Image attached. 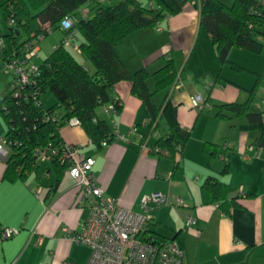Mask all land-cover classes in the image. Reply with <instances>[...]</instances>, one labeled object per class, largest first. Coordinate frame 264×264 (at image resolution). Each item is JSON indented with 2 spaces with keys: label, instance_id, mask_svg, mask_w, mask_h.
I'll list each match as a JSON object with an SVG mask.
<instances>
[{
  "label": "crops",
  "instance_id": "crops-1",
  "mask_svg": "<svg viewBox=\"0 0 264 264\" xmlns=\"http://www.w3.org/2000/svg\"><path fill=\"white\" fill-rule=\"evenodd\" d=\"M179 1L182 7L176 14L162 18L154 26L132 31L118 40L117 49L128 68L145 67L150 73L164 63L163 53H172L178 75L167 96L175 105L178 123L190 130L182 151L175 157L150 151L167 125L160 121L154 131L149 125L148 110L132 94L129 80H120L113 87L122 101L118 113L104 107L98 110L116 134L112 141L98 146L80 125L67 123L60 128V137L80 145L81 152L94 159L92 172L97 184L105 195L118 198L123 207L144 212L140 204L144 195L160 192L168 197L170 202L166 204L147 202L149 230L175 240L182 250L181 264H264V147L253 145L255 129H240L233 114L226 119L215 114V104L242 102L239 100L247 97L242 96L253 86L255 73H260L261 81V72L245 64L258 56L242 48H232L228 53L229 60L252 73L248 77L227 63L221 65L215 46L198 29L195 3L193 8L190 1ZM24 2L28 6V1ZM89 9L80 8L76 17L89 15ZM81 40L77 31L71 43L66 44L76 58L82 55L78 48ZM40 44L35 47L39 60L44 57L40 55ZM31 58L32 63L39 62ZM80 62L90 66L85 57ZM12 76L2 70L0 46V95L9 91ZM147 83L152 88V77ZM41 94L39 100L45 106ZM197 94L202 98L201 108L192 104ZM161 98L162 92L155 95L158 103ZM2 119L5 125L0 127V137L6 131ZM208 142L219 144L215 153L204 151ZM4 167L0 156V226L18 231L0 239V264H86L90 248L72 240L63 230L67 227L75 232L87 214L86 206L78 200L80 188L72 176L65 170L58 176L53 163L42 160L24 178L9 181L2 179ZM207 175L226 184L230 202L227 211L217 203L202 202L200 186ZM54 187L53 195L47 197V190ZM235 197L236 202L230 201ZM177 198L180 203L175 201Z\"/></svg>",
  "mask_w": 264,
  "mask_h": 264
},
{
  "label": "trees",
  "instance_id": "trees-1",
  "mask_svg": "<svg viewBox=\"0 0 264 264\" xmlns=\"http://www.w3.org/2000/svg\"><path fill=\"white\" fill-rule=\"evenodd\" d=\"M86 2L91 3L89 11L92 14L76 17ZM195 5L199 14L198 29L205 32L210 43L215 46L221 65L227 63L238 71L246 69L228 59L232 48L246 49L253 54L264 51L262 0H197ZM28 6L24 0H0V12L8 27L0 29L3 64L9 60H21L26 51L54 29H61L62 37L49 53L40 58L36 68L29 72L27 83L22 87L17 86V75L13 71L9 91L0 95V115L6 122L3 136L9 150L4 159L2 179L13 181L36 170L42 161L34 153L36 148L49 155L44 161H51L60 176L68 164L59 159V146L64 142L59 131L72 117L80 121L79 125L96 145L101 146L103 140L112 141L116 134L98 110L101 107L106 109L108 104H113L114 113L121 110L122 101L113 92L114 85L120 80L130 81L131 92L146 106L149 125L154 131L160 121L167 125L166 132L158 135L149 147L150 151L169 157H175L182 151L190 130L178 123L175 105L167 96L178 75L172 53H163L164 63L150 73L145 67L135 70L128 68L117 49L118 40L132 31L154 26L162 18L176 14L182 7L181 1L28 0ZM66 15L72 16L73 24L63 28L61 20ZM10 18L13 23L8 22ZM72 29L82 36L78 48L90 66L82 64L63 39ZM255 76L244 101L215 104V114L221 119L233 114L238 119L240 129H255L253 145L264 147V110L251 108L260 73H255ZM149 77L153 80L152 88L147 83ZM46 90L55 98V102L48 107L39 100L40 94ZM159 92H162V98L158 103L155 95ZM34 96L38 99L34 100ZM59 108L60 113L57 111ZM218 145L208 142L203 148L213 154ZM222 156L226 159L225 155ZM226 170L227 163L222 171ZM54 189L47 190V197L53 195ZM200 192L202 202L217 203L227 211L230 202L226 198V184L218 177L207 175L201 183ZM236 198L230 201L236 202ZM150 232L156 240L167 239L156 231Z\"/></svg>",
  "mask_w": 264,
  "mask_h": 264
},
{
  "label": "built area",
  "instance_id": "built-area-1",
  "mask_svg": "<svg viewBox=\"0 0 264 264\" xmlns=\"http://www.w3.org/2000/svg\"><path fill=\"white\" fill-rule=\"evenodd\" d=\"M8 22L13 23V19L10 18ZM72 24L73 18L70 15L64 16L61 20L63 28L70 27ZM75 33L76 31L72 29L64 35L66 44L71 43ZM33 47L26 51L21 60H9L4 64L6 68L13 69L17 75V86L22 87L27 83L29 72L36 68V64L30 61V58L36 54ZM33 98L38 99L36 96ZM192 104L198 108L202 107L200 95L192 97ZM106 110L115 112L113 104H108ZM67 124L79 125L80 121L72 117L67 120ZM101 144L104 145L107 142L103 140ZM59 147V159L68 164L64 170L79 186L78 200L82 201L87 208V214L79 221L78 230L71 232L67 227L63 230L72 240L86 244L90 248L86 264H181L182 250L175 240H156L149 231L151 216L147 211V202L169 203L170 200L165 194L152 192L144 195L140 202L144 212L125 208L119 203L118 198L105 195L103 189L97 184L92 172L94 159L84 155L80 145L64 141ZM8 153L6 139L1 136L0 156L5 159ZM34 153L40 160L49 158L44 150L36 148ZM37 191L39 188H36ZM175 201L181 202L178 198ZM189 221L192 222V220ZM17 231L13 227L0 226V239L8 238ZM38 241H41V236L38 237Z\"/></svg>",
  "mask_w": 264,
  "mask_h": 264
},
{
  "label": "rangeland",
  "instance_id": "rangeland-1",
  "mask_svg": "<svg viewBox=\"0 0 264 264\" xmlns=\"http://www.w3.org/2000/svg\"><path fill=\"white\" fill-rule=\"evenodd\" d=\"M28 1V0H27ZM188 1H190V4L192 5V7L194 8L195 6H194V3L196 4V2H197V0H195L194 2L192 1V0H188ZM228 1V0H227ZM89 7H91V3L90 2H86V3H84L82 6H81V9H83V8H89ZM81 13V12H80ZM92 14V11L90 10V15ZM0 27L2 28V29H7L8 27H7V24H6V22L4 21V19H3V16H2V14H1V12H0ZM75 30V29H74ZM76 31V30H75ZM61 35H62V31H61V29H54V30H52L48 35H46L45 36V38L43 39V40H41V41H39V42H41V44H40V46H41V50H40V55L41 56H45L46 55V51H48V53L53 49V46L59 41V38L61 37ZM66 35V34H65ZM73 35V34H72ZM38 42V43H39ZM0 46H1V44H0ZM67 46H70V45H67ZM35 47H36V45H34V47H33V49H35ZM72 48V47H71ZM73 49V48H72ZM76 55V54H75ZM185 56H186V54H184ZM255 56H258L257 57V59H255V60H250V61H248L247 63L245 62V64L247 65V66H250V67H253L254 69H258V71L259 72H261V81H260V84L258 85V87H257V90H256V92H255V94H254V96H253V99H252V103H251V108L254 110H256V109H264V51H262V53L261 54H254ZM78 56V55H77ZM33 61L35 60V61H39V58H38V56H36V55H34V56H32V58H31ZM77 59L80 61V59L81 60H84V57L81 55V56H78L77 57ZM87 60V59H86ZM88 61V60H87ZM31 63H32V61H31ZM244 63V62H243ZM249 63H250V65H249ZM30 64V63H29ZM28 64V65H29ZM180 64V67H181V63H179ZM227 69H228V67H227ZM226 69V67H225V69H224V71H226L227 70ZM2 70H4L5 72H9L10 73V75L12 74L13 75V69H8V68H6L5 66H4V64H3V62H2ZM234 70V69H233ZM236 72H240V71H242L243 73V75L244 76H252V73H249V71L248 70H245V69H243V70H240V71H238V70H235ZM252 71V70H251ZM227 72H229V71H227ZM229 75H231L230 73H229ZM246 80V79H245ZM152 83H153V80H152ZM10 85V84H9ZM151 87H153V86H151ZM247 93L246 92H244L243 93V95L244 96H242V97H245V96H247L246 95ZM41 99H42V101H43V103L45 104V106H50V105H52L54 102H55V100H54V98H53V95H52V93L49 91V90H46V91H44L42 94H41ZM246 98V97H245ZM244 98V99H245ZM242 100H239V101H243L244 99L243 98H241ZM59 113L61 112V109L59 108L58 110H57ZM0 121H1V124H0V127L1 128H4V121H3V119H2V117H0ZM217 156L219 157V154H217Z\"/></svg>",
  "mask_w": 264,
  "mask_h": 264
},
{
  "label": "water",
  "instance_id": "water-1",
  "mask_svg": "<svg viewBox=\"0 0 264 264\" xmlns=\"http://www.w3.org/2000/svg\"><path fill=\"white\" fill-rule=\"evenodd\" d=\"M9 29H10V30H13V28H12V27H10Z\"/></svg>",
  "mask_w": 264,
  "mask_h": 264
}]
</instances>
